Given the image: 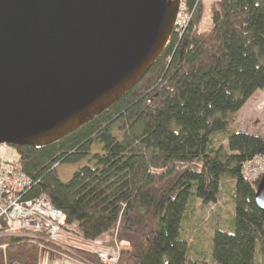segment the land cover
Instances as JSON below:
<instances>
[{
	"label": "trees",
	"instance_id": "1",
	"mask_svg": "<svg viewBox=\"0 0 264 264\" xmlns=\"http://www.w3.org/2000/svg\"><path fill=\"white\" fill-rule=\"evenodd\" d=\"M184 5V29L121 99L51 145L13 147L31 180L22 199L47 197L78 241L106 238L116 264H204L190 258L191 240L180 229L200 201L232 220L231 232L212 236L215 264H264L259 180L241 173L264 156V137L230 129L264 90V0H212L203 28L202 0ZM93 139L101 152L61 182L58 164L87 157ZM42 247L103 264L85 250L17 236L0 237V264H38Z\"/></svg>",
	"mask_w": 264,
	"mask_h": 264
},
{
	"label": "water",
	"instance_id": "2",
	"mask_svg": "<svg viewBox=\"0 0 264 264\" xmlns=\"http://www.w3.org/2000/svg\"><path fill=\"white\" fill-rule=\"evenodd\" d=\"M178 4L0 0V144L41 149L111 107L162 54Z\"/></svg>",
	"mask_w": 264,
	"mask_h": 264
},
{
	"label": "built area",
	"instance_id": "3",
	"mask_svg": "<svg viewBox=\"0 0 264 264\" xmlns=\"http://www.w3.org/2000/svg\"><path fill=\"white\" fill-rule=\"evenodd\" d=\"M184 14L189 15L184 0H179L172 34L184 29L190 18L189 15L185 19ZM241 173L247 181L259 180L264 175V156L253 157L242 166ZM30 185V178L17 163L16 155L10 151L9 145L0 144V237L39 238L68 245V238L64 233L73 234V231L65 228V214L54 208L45 196L22 199ZM105 243L106 238H101L85 245L90 250H83L95 254L103 264H116V252Z\"/></svg>",
	"mask_w": 264,
	"mask_h": 264
},
{
	"label": "rangeland",
	"instance_id": "4",
	"mask_svg": "<svg viewBox=\"0 0 264 264\" xmlns=\"http://www.w3.org/2000/svg\"><path fill=\"white\" fill-rule=\"evenodd\" d=\"M212 0H202L201 28L210 24L209 6ZM189 15L184 14L186 19ZM230 129L233 131H242L249 134L264 137V90L257 91L244 105V107L232 119ZM10 151L16 155L12 146ZM101 152V145L94 139L89 145V154L76 162L58 164L56 171L61 182H68L73 173L79 168L89 164L88 160L93 154ZM17 157V155H16ZM215 207L212 205H201L200 201L195 207L187 213V217L181 223V232L191 240L190 258L198 263L215 264L212 257V236L215 230H233L232 220L229 222V215L225 213L226 221L220 220L222 216L213 215ZM221 213H219L220 215ZM226 225V226H225ZM185 230V231H184ZM68 238L67 246H80L82 249L90 250L86 243L78 241L74 234L64 233ZM89 245V244H88ZM262 262V260H260Z\"/></svg>",
	"mask_w": 264,
	"mask_h": 264
},
{
	"label": "crops",
	"instance_id": "5",
	"mask_svg": "<svg viewBox=\"0 0 264 264\" xmlns=\"http://www.w3.org/2000/svg\"><path fill=\"white\" fill-rule=\"evenodd\" d=\"M70 247L83 250L82 247H78L77 245L76 246L71 245ZM38 264H85V263L79 262L75 259L70 258L67 255L58 253L49 248L42 247L39 253Z\"/></svg>",
	"mask_w": 264,
	"mask_h": 264
}]
</instances>
